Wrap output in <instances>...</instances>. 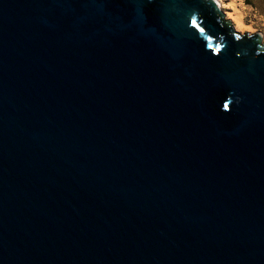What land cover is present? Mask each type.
I'll return each instance as SVG.
<instances>
[{
  "label": "water",
  "instance_id": "water-1",
  "mask_svg": "<svg viewBox=\"0 0 264 264\" xmlns=\"http://www.w3.org/2000/svg\"><path fill=\"white\" fill-rule=\"evenodd\" d=\"M0 264H264L260 35L215 0H0Z\"/></svg>",
  "mask_w": 264,
  "mask_h": 264
},
{
  "label": "rangeland",
  "instance_id": "rangeland-1",
  "mask_svg": "<svg viewBox=\"0 0 264 264\" xmlns=\"http://www.w3.org/2000/svg\"><path fill=\"white\" fill-rule=\"evenodd\" d=\"M225 16L240 33H258L264 43V0H219ZM237 26V27H236Z\"/></svg>",
  "mask_w": 264,
  "mask_h": 264
},
{
  "label": "bare ground",
  "instance_id": "bare-ground-1",
  "mask_svg": "<svg viewBox=\"0 0 264 264\" xmlns=\"http://www.w3.org/2000/svg\"><path fill=\"white\" fill-rule=\"evenodd\" d=\"M216 1V3L218 4V6L221 8V2L219 1V0H215ZM226 17H228V16H226ZM237 27V26H236Z\"/></svg>",
  "mask_w": 264,
  "mask_h": 264
},
{
  "label": "snow or ice",
  "instance_id": "snow-or-ice-1",
  "mask_svg": "<svg viewBox=\"0 0 264 264\" xmlns=\"http://www.w3.org/2000/svg\"><path fill=\"white\" fill-rule=\"evenodd\" d=\"M193 26H195V21H193Z\"/></svg>",
  "mask_w": 264,
  "mask_h": 264
}]
</instances>
